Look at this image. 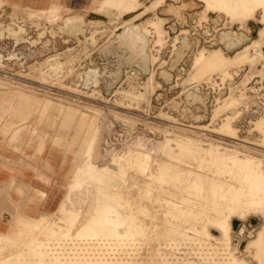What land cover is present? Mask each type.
I'll use <instances>...</instances> for the list:
<instances>
[{"label": "rangeland", "instance_id": "1", "mask_svg": "<svg viewBox=\"0 0 264 264\" xmlns=\"http://www.w3.org/2000/svg\"><path fill=\"white\" fill-rule=\"evenodd\" d=\"M245 5L257 8L243 16ZM0 18L6 21L0 46L11 60L5 69L14 76L0 78V159L12 176L6 196L0 181L1 264H79L66 253L77 251L75 244L89 247L82 235L102 227L89 226L99 212L112 222L120 213L136 220L118 226L135 239L134 249L105 247L103 257L124 249L126 258L140 255L132 264H178V258L184 264L205 259L209 247L241 264H264V107L257 100L264 98V0H53L50 6L0 0ZM217 78L226 89L222 97L199 89L217 87ZM19 92L37 99L38 109L5 129ZM68 111L74 118L63 127ZM183 141L201 153L181 155ZM129 151L150 158L148 174L118 159ZM44 156L59 159L54 176L64 187L62 203L83 164L85 174L73 181L62 209L30 219L9 193L23 190L13 172ZM164 166L169 173L161 181ZM247 175L260 187L245 183ZM103 241L95 239L89 250Z\"/></svg>", "mask_w": 264, "mask_h": 264}, {"label": "crops", "instance_id": "2", "mask_svg": "<svg viewBox=\"0 0 264 264\" xmlns=\"http://www.w3.org/2000/svg\"><path fill=\"white\" fill-rule=\"evenodd\" d=\"M14 2L22 3L26 6L29 4L32 6H42L44 3L51 5L53 0H13ZM65 1V0H63ZM69 1V0H67ZM17 104H14L10 107L9 112L12 118H9L4 124L3 128L10 129L11 127L25 123L31 116V114L38 109L39 102L37 99L28 96L22 92H19L17 95ZM73 112V111H71ZM13 118H18V122H15ZM73 113L69 111L66 113L64 121L62 123L63 127H68L73 121ZM84 139V138H83ZM56 157H38L35 160L30 161V169H20L16 166L13 172L16 176V179L23 186L22 189L14 188L12 191H9L12 197L16 199L19 205L22 207V212L27 216V218L33 219L31 217H40L44 214L53 213L59 207L62 209L64 204L68 203V198L70 196V186L76 180V177L80 176L85 172L84 164L79 166L76 170L74 179L70 183L69 192L66 197V201L62 203L64 198V187L55 184L56 178L54 173L59 169L57 163L59 159ZM5 166H9L5 163L4 160L0 159V181L4 182V196L7 193V187H5L6 182H9L11 179V173L6 170ZM14 167V166H13ZM83 170V172H82ZM39 172V174H37ZM78 173V174H77ZM80 173V174H79ZM77 177V179H79ZM46 179L50 180V183L47 184ZM74 181V182H73ZM52 182V183H51ZM62 203V205H61ZM61 205V206H60Z\"/></svg>", "mask_w": 264, "mask_h": 264}, {"label": "bare ground", "instance_id": "3", "mask_svg": "<svg viewBox=\"0 0 264 264\" xmlns=\"http://www.w3.org/2000/svg\"><path fill=\"white\" fill-rule=\"evenodd\" d=\"M247 8H250L251 10H253V12L256 10V8H257V6H253V5H245L244 6V9H243V12H242V15L243 16H246L248 13H250V12H247L246 11V9ZM227 38H229V36L227 37ZM92 122V121H91ZM89 124V128H91L92 126L90 125V122L88 123ZM178 139V138H177ZM188 143V142H187ZM169 144H171V143H169ZM177 145L181 148V155H186V154H188V155H193L194 153H196V152H199V153H201L200 151H198L196 148V145H195V147L196 148H193V146H194V144H193V146H191V144H185L184 143V141L183 142H177ZM172 148V147H171ZM199 149V148H198ZM92 150V148H88L87 149V154L88 155H90V151ZM86 152V151H85ZM205 152V151H204ZM116 155H117V153H116ZM116 155H112V157L114 156V157H118V156H116ZM143 154L142 153H135L134 154V152H132V151H129V152H126V155H124V156H119L118 157V159L120 160L121 159V162L125 165V163H127L128 161H132V163L134 162V164H135V162H136V167H134V166H132V167H134V169L136 168L139 172L140 171H143V173H144V171H145V173L146 174H148L147 172H149V170H150V168H151V164L152 163H150V158H148V156H142ZM207 155V154H206ZM215 156V155H214ZM111 157V156H110ZM113 157V158H114ZM150 157V156H149ZM231 157V156H230ZM229 157V158H230ZM235 157V159H237V156H234ZM233 156L231 157V160H230V162L232 161V158H234ZM208 158V157H207ZM222 158V157H221ZM224 158V157H223ZM202 159V158H201ZM214 159H215V157H214ZM235 159H233L234 161H235ZM114 160V159H113ZM119 160H117L116 159V161H119ZM205 160H206V158H205ZM226 160V159H225ZM115 161V162H116ZM207 161V160H206ZM223 161V160H222ZM233 161V163H237V162H234ZM239 161V160H238ZM252 161V160H251ZM261 161V160H260ZM114 162V161H113ZM162 162V161H161ZM214 162V161H213ZM215 162H216V160H215ZM218 162V161H217ZM228 162V161H227ZM229 162V163H230ZM240 162H242V160H240ZM89 163H91V162H89ZM118 163V162H117ZM116 163V164H117ZM120 163V162H119ZM224 163H226V161L224 162ZM227 164V165H230V164ZM239 163V162H238ZM238 163H237V165H238ZM249 163L251 164V162H250V160L248 159L246 162L244 161V163H243V167L246 169L247 167L249 168ZM115 164V165H116ZM121 164V163H120ZM133 164V165H134ZM167 164V163H166ZM203 164H208L207 162H203V163H201L200 165H201V168H202V165ZM218 164H220V163H218ZM127 166L129 165L128 163L126 164ZM132 165V164H131ZM130 165V166H131ZM222 165V164H221ZM237 165H235L236 167H237ZM245 165V166H244ZM255 165V164H254ZM113 166V165H112ZM118 166V165H117ZM121 166L122 167H124L122 164H121ZM126 166V167H127ZM217 166H219V165H217ZM251 166V165H250ZM259 166V165H258ZM90 167V166H89ZM121 167V168H122ZM125 167V168H126ZM131 167V169H133ZM223 167L225 168V166L223 165ZM240 167H241V165H240ZM92 168V167H91ZM116 168H118V167H116ZM216 168H218V167H216ZM221 168V167H220ZM235 168V167H234ZM260 168V167H259ZM80 169V168H79ZM87 169V168H86ZM123 169V168H122ZM152 169V168H151ZM156 169V168H155ZM161 170V173L159 174V176H158V179L159 180H161V181H165L166 180V177H167V173H169L168 171H169V168H168V166L166 167V166H164L163 168H160ZM221 169H223V168H221ZM221 169H219V170H221ZM228 169H231L230 167H228ZM227 169V170H228ZM237 169V168H236ZM240 169V168H239ZM243 169V168H242ZM240 169L239 171H243L244 172V170L245 169ZM257 169V168H256ZM93 170V169H92ZM118 170H119V168H118ZM183 170V169H182ZM219 170H216L217 171V173L216 174H220L219 173ZM224 170V169H223ZM227 170H225V171H227ZM232 170V169H231ZM234 170V169H233ZM248 169H246V171H247ZM250 170V169H249ZM254 170V169H253ZM89 171V170H88ZM94 171H95V169H94ZM97 171H98V169H97ZM96 171V172H97ZM100 171H102V170H100ZM106 171V170H105ZM128 171V170H127ZM126 171V172H127ZM153 171V170H152ZM156 171V170H155ZM185 171H188V170H185ZM252 171V170H251ZM262 171V170H261ZM82 172H83V170H82ZM87 172V171H86ZM103 172V171H102ZM190 172V171H189ZM223 172V171H222ZM221 172V173H222ZM236 172V171H235ZM248 172V171H247ZM252 172H254V171H252ZM252 172H251V174H252ZM260 172V171H259ZM89 173V172H88ZM99 173V172H98ZM97 173V174H98ZM105 173V172H104ZM182 173V172H181ZM185 173V172H184ZM227 173V172H226ZM242 173V172H241ZM261 173H263V172H261ZM260 173V174H261ZM78 174V173H77ZM80 174V173H79ZM83 174H85V172L83 173ZM94 174V173H93ZM96 174V173H95ZM100 174V173H99ZM107 174V173H106ZM122 174V173H121ZM127 173H123V175H126ZM228 174H229V172H228ZM228 174H225V175H228ZM230 174H232L231 172H230ZM229 174V176H231ZM236 174H238V172L237 173H234V177L236 176ZM243 174H245V173H243ZM254 174H255V172H254ZM259 174V173H258ZM102 175V174H101ZM144 175V174H143ZM187 175V174H186ZM239 175H240V173H239ZM238 175V176H239ZM249 175V174H248ZM247 175V177H246V182L245 183H250L251 184V186H259V185H257L258 184V180H255L254 178H251V177H253V175L250 177V176H248ZM256 176H257V174H255ZM254 175V176H255ZM263 176H264V174H262ZM87 176H89V175H87ZM92 176V175H91ZM104 176V175H103ZM111 176V175H110ZM113 177H114V175H112ZM150 176V175H149ZM197 176V175H196ZM200 176V175H199ZM260 176V175H259ZM262 176V177H263ZM78 177V176H77ZM80 177H82V176H79V178ZM90 177V176H89ZM122 177V176H121ZM133 177V176H132ZM198 177V176H197ZM232 178H233V176H231ZM230 177V178H231ZM241 177H242V175H241ZM84 178H86V177H84ZM92 178V177H91ZM100 178V177H99ZM104 178H105V176H104ZM123 179L125 178V177H122ZM127 179H128V177H126ZM235 178H238V177H235ZM245 178V177H244ZM259 178V177H258ZM83 179V178H82ZM93 179H95V178H93ZM103 179V178H102ZM119 179V178H118ZM191 179H193V178H191ZM240 179V178H239ZM242 179V178H241ZM124 180H126V179H124ZM194 180V179H193ZM190 181H192V180H190ZM240 181V180H239ZM242 181V180H241ZM240 181V182H241ZM260 181V180H259ZM97 182H99V181H97ZM122 182V181H121ZM157 182V181H156ZM123 183H126V181L125 182H123ZM191 183V182H190ZM263 182H261V184H262ZM102 184V183H101ZM217 184V183H216ZM260 184V183H259ZM74 185V187H76V188H78L79 187V185H78V183L76 182L75 184H73ZM99 185V184H98ZM194 185L195 186H197V187H199L200 186V183H198V182H195L194 183ZM228 185V184H227ZM263 185V184H262ZM101 186V185H100ZM233 186V185H232ZM250 186V185H249ZM216 187V186H215ZM228 186H226V188H227ZM230 187V186H229ZM228 187V188H229ZM260 187V186H259ZM217 188V187H216ZM234 188V187H233ZM243 188V187H242ZM232 189V188H231ZM231 189L229 188V192H231ZM236 189V188H235ZM234 189V190H235ZM228 190V189H227ZM245 190V189H244ZM259 190V189H258ZM232 191H233V189H232ZM236 191V190H235ZM238 191H240V190H238ZM246 191V190H245ZM251 191V190H250ZM255 191V190H254ZM121 192V191H120ZM215 192H216V190H215ZM220 192H223V191H220ZM247 193H248V189H247V191H246ZM252 192V191H251ZM256 192V191H255ZM217 193V192H216ZM224 193V192H223ZM258 193H260V191L258 192ZM104 194V193H103ZM121 194H122V192H121ZM143 194V193H142ZM176 194V193H175ZM219 194V193H218ZM225 194V193H224ZM224 194H222V195H224ZM235 193H233V195H234ZM217 195V194H216ZM230 195V194H229ZM232 195V194H231ZM250 195H251V193H250ZM254 195H255V193H254ZM108 196V195H107ZM119 196V195H118ZM121 196V195H120ZM238 196H239V193H238ZM241 196V195H240ZM239 196V198H241ZM126 197V196H125ZM237 197V196H236ZM242 197H243V195H242ZM115 198H116V195H115ZM119 198V197H118ZM121 198V197H120ZM238 198V199H239ZM261 198H263V197H261ZM102 199V198H101ZM224 201H226V203L228 204V206H227V208H231L232 206H233V202H232V198H231V200H227V198L225 197V198H222ZM237 199V200H238ZM247 199V198H246ZM253 199V198H252ZM258 199H260V198H258ZM119 200V199H118ZM131 200V199H130ZM236 200V201H237ZM240 200H242V199H240ZM245 200V199H244ZM243 200V201H244ZM261 201V200H260ZM121 202V201H120ZM128 202V201H127ZM244 202H246V201H244ZM250 202V201H249ZM256 202V201H255ZM264 202V201H263ZM126 204V203H125ZM239 204H240V202L238 203V206H239ZM251 204V203H250ZM249 204V205H250ZM257 204V203H256ZM253 205V204H252ZM66 206V205H65ZM127 206V208H128V205L126 204L125 205V207ZM131 206V205H130ZM242 206V205H241ZM246 206H248V202H247V204H246ZM254 206V205H253ZM244 207V206H243ZM99 208V207H98ZM235 208H236V206H235ZM239 208V207H238ZM244 208H247V207H244ZM249 208V207H248ZM128 209H130V208H128ZM237 209V208H236ZM67 210V209H66ZM127 210V209H126ZM244 210V209H243ZM116 212V210L114 211V213ZM233 212V211H232ZM231 212V213H232ZM234 212H236V211H234ZM233 212V213H234ZM114 213H112V214H114ZM116 213H118V212H116ZM96 214H97V212H96ZM111 214V215H112ZM124 214V213H123ZM122 214V216H121V213L119 214L120 216H117V219L116 220H114L113 222H114V224H115V222H116V226L115 227H113V224H112V227L113 228H111L110 229V227L108 228V223L110 224V226H111V223H110V221L112 222V220L114 219V218H112V220H108L107 219V217H108V215L107 216H103L102 215V213L101 212H99L97 215H93V218H92V222H90L89 223V226H90V224L92 225V223H93V225L94 224H96V225H98V224H100V225H102V227L100 226V227H98V228H103L102 230H104L103 232H102V230H98V228H95L96 230H93L94 228H93V226H92V231H97V233L99 234L98 235V237L100 236V233L102 232L103 234H101V236L103 235V237H104V241H103V243H102V245H99L100 247H98V246H96L97 247V250L99 251V252H101L102 251V249H105V247L106 248H108V247H111V246H115V248H117L116 246H122L123 247V245H124V248H126L128 251H132L134 248V244L136 243L135 242V239L133 240L129 235H131V234H126L125 232H120L119 231V228H118V226L119 225H124V224H126V226L128 225V226H134V223H136L135 221V218H134V216H127V217H123L124 215ZM67 216L69 217V218H71V219H73V220H75L76 218H77V215L76 214H73V213H71V211L70 212H67ZM114 216V215H113ZM115 216H116V214H115ZM112 217V216H111ZM110 217V218H111ZM119 217V218H118ZM109 218V219H110ZM116 218V217H115ZM70 219V220H71ZM90 219H91V217H90ZM72 220V221H73ZM88 220V219H87ZM91 221V220H90ZM220 221V220H219ZM112 222V223H113ZM226 222H227V220H226ZM86 223V222H85ZM84 223V224H85ZM120 223H122V224H120ZM143 223V222H142ZM227 224V223H226ZM47 225V224H46ZM61 225V224H60ZM64 225V224H63ZM74 225V224H73ZM83 225V224H82ZM123 225L121 226V227H123ZM81 226V225H80ZM88 226V227H89ZM126 226H124V228H127ZM136 226V225H135ZM139 226V225H138ZM138 226H137V228H138ZM83 227H85L86 229L85 230H87V229H89L87 226H83ZM83 227H81V228H83ZM91 227V226H90ZM225 227H226V225H225ZM57 228V227H56ZM129 228V227H128ZM127 228V229H128ZM131 228H133V227H131ZM136 227H134L133 229H135ZM136 228V230H137V232L138 231H140L141 230V227H140V230H138ZM221 228V227H220ZM132 229V230H133ZM222 229V228H221ZM81 230V229H80ZM128 230H130V229H128ZM90 229L89 230H87L86 232H85V234L84 235H82V239H83V241H85V243L89 246V247H93V243H94V240L95 239H99V238H102L103 239V237H99V238H97L96 237V234L94 233V232H92ZM101 231V232H100ZM127 231V230H126ZM77 232V231H76ZM104 232H105V234L106 235H104ZM136 232V233H137ZM141 232V231H140ZM227 232V231H226ZM73 233V232H72ZM121 233H125V234H121ZM134 233V232H133ZM222 234H223V230H222ZM228 234V233H227ZM126 236H129V237H126ZM134 236V235H133ZM73 237V236H72ZM211 238V237H210ZM4 238H3V235L0 233V241L1 240H3ZM58 239V238H57ZM5 240V239H4ZM136 241H138L137 239H136ZM76 242V241H75ZM78 242V241H77ZM227 242V241H226ZM59 246H61L62 247V245L61 244H59ZM79 246H81L80 244H75V249H78L79 250ZM35 247H36V250H38V252H43V249H42V244H40V243H35ZM50 247V246H49ZM112 247V248H113ZM136 247V246H135ZM72 248V247H71ZM73 248H74V246H73ZM111 249V248H110ZM122 249V248H121ZM121 249H119V250H121ZM215 248H212V250H214ZM123 250L124 249H122V252H123ZM222 250V249H221ZM226 250V249H225ZM58 251V250H57ZM80 251V250H79ZM86 251V250H85ZM116 251V250H115ZM105 252V251H104ZM121 252V251H120ZM121 252V253H122ZM223 252V251H222ZM72 253H74L73 251H70V254L69 255H67V253H66V257L67 258H69L70 256H71V254ZM103 253V252H102ZM219 253V252H218ZM228 253V252H227ZM223 254H225V251H224V253ZM214 255H215V257H221V256H218V255H216L215 254V252H214ZM226 255V254H225ZM231 255V254H230ZM77 256V255H76ZM232 256V255H231ZM102 258H101V260H102V262H104L105 260V258L103 257V256H101ZM222 257H224V256H222ZM228 257V256H227ZM226 257V258H227ZM230 257V256H229ZM226 258H224L223 260H221V261H224L225 263L224 264H241V263H239V261L237 260V259H235V258H230V259H226ZM69 259H72L73 261L74 260H77V259H74V258H69ZM50 260H53V259H50ZM13 262V261H12ZM50 262V261H49ZM53 262V261H52ZM0 264H1V262H0ZM100 264H107V263H100ZM115 264V263H114ZM121 264H127L125 261L124 262H122Z\"/></svg>", "mask_w": 264, "mask_h": 264}, {"label": "built area", "instance_id": "4", "mask_svg": "<svg viewBox=\"0 0 264 264\" xmlns=\"http://www.w3.org/2000/svg\"><path fill=\"white\" fill-rule=\"evenodd\" d=\"M12 14L13 13H11V15ZM18 16L23 18L22 15H18ZM10 20H12V22L14 21V19H12L11 17H10ZM12 22H10V23H12ZM3 23H6V21L4 19L0 18V28H1ZM10 62H11L10 58L4 55V53L2 52L1 46H0V78H2V79H10V80L13 79L12 77H14V76L12 75V73L9 70L5 69V66L10 64ZM215 80L216 81L214 83H212V82L211 83L212 84H217V87H215V88L213 87L212 88L210 83H204L203 85H201L199 87V89L200 88L206 89V91H208V92L211 91L213 94L217 93L218 95H220V97H222L223 94H226L225 93L226 89L224 88V85H222L221 79L217 78ZM261 98L262 97H258L257 100H258L259 104L264 107V98H262V99ZM198 246L200 247V249H203V247H201L200 245H198ZM89 248H91V247H83L81 245V246H79L80 252H81V250H86V251L84 253L80 254V252L77 250L74 253H72L69 258L77 259L76 261L79 264L80 263H82V264H100V263L114 264L115 260H117V258H119V259H124L125 258L127 264H132L133 261L130 258L132 256H140L138 254L137 255L133 254V255H131V257H130V255H128L127 256L128 259H127L124 254L122 255L120 252L116 253L114 250L113 251L110 250V252H108V254H111V255H114V256H111V255L108 256V254H107L106 256H104V258H105L104 260L105 261L102 262L101 255H100V252L97 250V247H95V251H91V250H89ZM64 249H66V248H64ZM67 249L69 250L70 248L67 247ZM208 249H209V247L204 249L207 252H205L204 254L201 255V257H204L205 259H197L196 261H194V263L186 261L184 264H206L207 262H211V264H224L225 263L224 261H221V260L224 259V257H215L214 256V252H211L213 250L208 251ZM204 250H202V251H204ZM162 253H164V251H162ZM69 254H70V251L67 252V255H69ZM195 254L196 253L194 251V255ZM76 255H78V256H76ZM192 255L189 254L188 256H192ZM163 256H165V255H163ZM175 256L178 257V255L176 253H175ZM177 261H179L178 264H182V262H183V260H181L179 258H178ZM162 262H164V264H169V263H166V262H168V260H166V259L163 260Z\"/></svg>", "mask_w": 264, "mask_h": 264}]
</instances>
